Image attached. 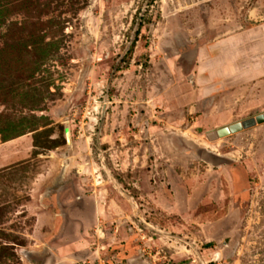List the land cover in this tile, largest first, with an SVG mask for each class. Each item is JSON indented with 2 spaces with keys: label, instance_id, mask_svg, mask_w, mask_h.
I'll list each match as a JSON object with an SVG mask.
<instances>
[{
  "label": "rangeland",
  "instance_id": "1",
  "mask_svg": "<svg viewBox=\"0 0 264 264\" xmlns=\"http://www.w3.org/2000/svg\"><path fill=\"white\" fill-rule=\"evenodd\" d=\"M0 2V264H264V123L229 129L264 76L203 103L193 70L264 0Z\"/></svg>",
  "mask_w": 264,
  "mask_h": 264
},
{
  "label": "crops",
  "instance_id": "2",
  "mask_svg": "<svg viewBox=\"0 0 264 264\" xmlns=\"http://www.w3.org/2000/svg\"><path fill=\"white\" fill-rule=\"evenodd\" d=\"M195 60V86L203 103L226 93L233 96L242 85L264 76V27L200 46ZM41 220L49 224V217Z\"/></svg>",
  "mask_w": 264,
  "mask_h": 264
},
{
  "label": "water",
  "instance_id": "3",
  "mask_svg": "<svg viewBox=\"0 0 264 264\" xmlns=\"http://www.w3.org/2000/svg\"><path fill=\"white\" fill-rule=\"evenodd\" d=\"M262 123H264V114L258 115L256 117H251V118L245 119L241 122L235 123V124L231 125L229 127V129L232 133H237V132H240V131L245 130V129H250V128L255 127L256 125L262 124ZM66 135H67L68 143L70 144L71 141H70V134H69L68 129L66 130ZM203 157L207 161H210V163L213 165H217V163H221V160L215 159L209 153H205L203 155Z\"/></svg>",
  "mask_w": 264,
  "mask_h": 264
},
{
  "label": "trees",
  "instance_id": "4",
  "mask_svg": "<svg viewBox=\"0 0 264 264\" xmlns=\"http://www.w3.org/2000/svg\"><path fill=\"white\" fill-rule=\"evenodd\" d=\"M1 11H2V6H1V2H0V16H1ZM13 130L10 131V130H5V129H0V134H1V138L3 139V143H7L15 138H18L20 136H22L23 134H20V135H16L15 133H13Z\"/></svg>",
  "mask_w": 264,
  "mask_h": 264
},
{
  "label": "bare ground",
  "instance_id": "5",
  "mask_svg": "<svg viewBox=\"0 0 264 264\" xmlns=\"http://www.w3.org/2000/svg\"><path fill=\"white\" fill-rule=\"evenodd\" d=\"M204 140V139H203Z\"/></svg>",
  "mask_w": 264,
  "mask_h": 264
}]
</instances>
